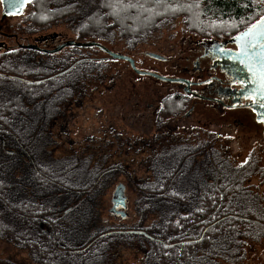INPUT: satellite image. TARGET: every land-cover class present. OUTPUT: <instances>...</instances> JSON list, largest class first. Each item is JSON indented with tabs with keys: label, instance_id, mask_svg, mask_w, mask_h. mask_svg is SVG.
I'll list each match as a JSON object with an SVG mask.
<instances>
[{
	"label": "trees",
	"instance_id": "trees-1",
	"mask_svg": "<svg viewBox=\"0 0 264 264\" xmlns=\"http://www.w3.org/2000/svg\"><path fill=\"white\" fill-rule=\"evenodd\" d=\"M62 1L63 5L58 4ZM99 1L100 10L95 9L86 15L78 30L77 42L118 31L133 47L156 32L164 20L178 16L186 18L194 31L221 35L246 29L264 16V0ZM31 2L34 6L27 21L39 28L63 22L81 11L80 0ZM110 4H115V9ZM220 21L235 22L236 27L221 26ZM70 47L74 53L81 52L77 46ZM30 51L18 48L7 54L0 53V237L27 247L40 263L87 264L90 260L91 264H116L118 245L123 246L131 240L130 237L137 235L146 245L151 243L147 251L156 255L162 264L185 257L189 259L192 254L198 256L206 249L216 252L218 247L228 248L230 253L229 248L234 244H217V237L234 239L239 236L241 241L243 224H253L252 220L259 223L253 205L243 195H254L247 180L264 176V171L252 167L250 158L237 168L246 169L247 176L243 178V184L238 183L237 176L229 172L228 167L233 165L231 158L226 151L216 150L214 143H204L203 157H197L196 152L187 163L184 160L190 153L173 162L171 167L157 162L149 164L152 171L149 178L138 180L139 184L131 186L143 203V208H138L143 214L142 221L136 223L135 228L107 230L94 223L99 209L91 200L84 208L73 198L72 192L104 183L106 178H102L107 170L95 169L99 163L92 166L90 158L81 165L70 160L60 163L53 159L54 152L45 153L43 147L38 150L36 144L44 130L51 132L57 126L70 105L83 100L90 89L91 73L99 71L102 65H91L89 59L80 57L72 64L65 61L54 62L50 68H26L22 61L30 59L27 55ZM36 59L34 61L40 63ZM94 78L103 81L97 75ZM46 100H50L52 107H47ZM175 106L170 99L166 100L161 114H171V108ZM196 145L202 143L193 146ZM18 155L29 162L26 164L22 160L18 163L20 176L14 173L9 163ZM222 174L230 180L223 181L220 188L212 186L217 188L209 192L201 189V179L212 184L209 177L222 178ZM90 177L91 181L87 182ZM198 177L201 178L199 183L196 182ZM175 187L183 190L188 187L191 192L175 191ZM238 198L248 208L240 205ZM189 203L195 204V208L187 207ZM72 212H80L82 216V221L74 226V223L68 224L66 218ZM149 214H155V222L144 223L143 220L148 218L143 217ZM220 257L218 253L209 256V260Z\"/></svg>",
	"mask_w": 264,
	"mask_h": 264
},
{
	"label": "rangeland",
	"instance_id": "rangeland-1",
	"mask_svg": "<svg viewBox=\"0 0 264 264\" xmlns=\"http://www.w3.org/2000/svg\"><path fill=\"white\" fill-rule=\"evenodd\" d=\"M94 1L80 0L81 11L78 14L43 28L34 27L27 21L31 16L34 3H28L20 15L3 20L0 1V53H10L23 44L52 50L70 41L77 42L78 30L86 15L94 12L95 9L99 11L101 8L100 1L97 0L96 3ZM58 4L63 5V1ZM243 30L221 35H204L190 29L186 18L178 16L164 20L156 32L143 38L133 47L129 46L127 40L122 38L118 31L98 34L97 37L88 38L85 42H95L112 52L131 57L139 70L196 81L200 73L183 72L186 56L190 55L200 42L219 37H234ZM79 49L80 53H74L75 50L70 46L55 53L29 49L32 50L27 53L30 59L22 61V65L26 68H50L54 62L67 61L72 64L80 57L89 59L88 62L91 65H102L99 71L95 70L91 74L93 78L96 75L103 78V81L101 79L97 81L95 78L94 81L92 78L90 89L83 100L77 105L75 103L70 105L69 111L64 117H60L57 126H54L51 132L49 129L44 130L36 144L38 150L43 147L45 153L54 152L53 159L60 163L70 160L72 163L81 165L90 158L92 166L99 163L94 167L95 169L107 170L102 178V180L106 178L104 183L100 184V182L88 190L84 188L72 192L73 198H76L78 204H82L84 208L90 205L89 200H91L99 209L100 213L95 214L94 223L102 229L135 228L136 223L142 221L143 214L138 208L141 206L143 208V203L139 201L140 197L137 192L134 193L131 186L139 184L138 180L149 178L152 172L150 163L157 162L171 167L173 162L178 161L185 154L190 153L184 162L191 161L192 154L196 152L197 157L202 158L201 150L204 148V143H214L213 147L216 150L222 149L227 152L233 162V165L228 167L229 172L237 176L238 183L243 184L245 180L243 178L247 176L246 169L237 170V168L245 165L250 158L252 167L256 166L257 170L264 171V140L256 137L251 121H245L243 118L240 121L234 118L237 114L247 118L248 114L240 110H224V117H220L218 116V113H221L220 110H215L206 102H200L196 104L191 114L187 115L186 112L195 101L185 95L176 83L138 74L128 61L111 58L99 46L79 47ZM148 52L162 55L166 60L150 57ZM34 59L40 63H36ZM192 69L191 67L190 70ZM60 98L63 99V96ZM168 99L177 106L171 108V114L164 116L161 113ZM45 104L48 105L47 107H52L50 100H46ZM198 143L202 145L193 146ZM22 160L26 164L29 163L20 155L9 160L14 173L18 176L21 172L17 166ZM153 171L156 173L155 169ZM223 175L222 178L211 175L209 179L213 180L212 184L199 177L196 178V182L199 183L201 179V189L209 192L213 188H220L223 181L230 180L228 176ZM91 179L92 177L87 182ZM247 181L254 195L243 196L247 197L253 205L255 219L259 223L252 220L253 224H243L241 230L239 229L242 233L241 241L239 236L234 239L217 237V244H234L229 248L230 253L227 252L228 248L218 247L216 252L206 249L204 252H199L198 256L192 254L189 259L185 257L162 264H264V222H262L264 221V176H254ZM118 184H124L129 194L128 204L124 208L127 213L125 218L110 212L112 194ZM175 191L187 194L191 192V189L187 187L183 190L175 187ZM237 200L245 209L248 208L244 201H240L239 198ZM195 206L193 203L187 204L189 208H195ZM187 207L185 205V208ZM258 215H261L260 219ZM81 217L80 212H72L66 216L68 224L74 223L72 226L82 221ZM144 218H148L143 220L144 223L155 222V214H149ZM130 239L123 246L118 245L120 249L115 253L119 256L116 264H161L156 255L150 250L147 251V247L151 245L150 242L146 245L137 235ZM218 253L221 255L220 258L214 261L209 260V256ZM91 263L92 261L89 260L87 264ZM0 264L41 263L33 259L27 247L17 246L9 238L0 237Z\"/></svg>",
	"mask_w": 264,
	"mask_h": 264
},
{
	"label": "flooded vegetation",
	"instance_id": "flooded-vegetation-1",
	"mask_svg": "<svg viewBox=\"0 0 264 264\" xmlns=\"http://www.w3.org/2000/svg\"><path fill=\"white\" fill-rule=\"evenodd\" d=\"M13 16L15 15L6 16L3 20ZM244 31L245 29L241 32ZM236 36L219 37L200 42L191 54L186 56V65L183 72L192 71L193 74L200 73L202 76L197 75L198 79L196 81L189 79L191 81L189 87L184 83L176 84L179 89L183 90L185 95L195 101L193 106L191 105V108L186 112L187 115L191 114L196 104L200 102H206L215 110H220L221 113H218L220 117H224L225 111L240 110L248 114L247 118L245 116L241 117L240 114H237L234 118L240 121H242V118L245 121H251L254 125L256 137L264 140V122L260 120L261 116H264V107H261L260 103L247 98L248 93L256 88L257 84L252 82V74L248 71V67L240 63L239 53L236 51L239 47V43L235 39ZM259 43H264V41ZM18 47L25 50L36 47L41 48L32 44H23ZM257 51H259L258 46ZM191 67L192 70H190ZM240 81H247V83L241 86ZM257 98L259 99V97ZM145 238L159 239L155 236H146ZM41 264H47V261H43Z\"/></svg>",
	"mask_w": 264,
	"mask_h": 264
},
{
	"label": "snow or ice",
	"instance_id": "snow-or-ice-1",
	"mask_svg": "<svg viewBox=\"0 0 264 264\" xmlns=\"http://www.w3.org/2000/svg\"><path fill=\"white\" fill-rule=\"evenodd\" d=\"M15 3L23 5L25 0H15ZM109 6L114 9L116 7L115 4ZM218 23L221 26L227 24L230 28L236 27L235 22L220 21ZM235 39L239 43L236 51L239 53L240 63L248 67V71L252 74V82L257 84V87L248 93L247 98L264 107V43H259L264 41V16L250 24L244 32L237 33ZM257 46L259 51H257ZM239 83L243 86L247 81H240ZM260 120L264 122V116H261Z\"/></svg>",
	"mask_w": 264,
	"mask_h": 264
},
{
	"label": "water",
	"instance_id": "water-1",
	"mask_svg": "<svg viewBox=\"0 0 264 264\" xmlns=\"http://www.w3.org/2000/svg\"><path fill=\"white\" fill-rule=\"evenodd\" d=\"M1 1V5H2V15L5 18L6 16H12V15H19L23 12L25 6L27 5V3H29L32 0H25V3L23 5L17 4L15 3V0H0ZM79 46V47H89V46H99L101 47L111 58H115V59H123L126 60L130 63L131 67L133 68V70L141 75H149V76H153L156 79L165 81V82H170V83H184L186 84L188 87L191 84V81L189 79L186 78H182V77H167V76H163L160 75L158 73H154V72H149V71H142L137 69L134 60L126 55H122V54H118L115 52H112L111 50L95 43V42H91V43H87V42H76V41H70L68 43H64L61 44L59 46H57L55 49L52 50H48V49H43V48H34L43 52H47V53H55L60 51L61 49L65 48L66 46ZM148 56L153 57L155 59H159V60H163L165 59V57H163L162 55H159L157 53L154 52H148ZM128 198H129V194L127 191V187L124 184H118L112 194V207L110 209V212L113 213L114 215H120L121 217L125 218L127 216V213L125 211V207L128 204Z\"/></svg>",
	"mask_w": 264,
	"mask_h": 264
}]
</instances>
